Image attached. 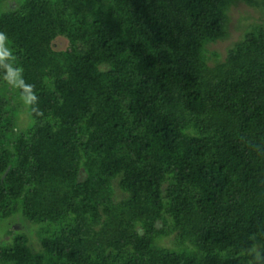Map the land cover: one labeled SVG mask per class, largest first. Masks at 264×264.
Instances as JSON below:
<instances>
[{
  "label": "trees",
  "instance_id": "16d2710c",
  "mask_svg": "<svg viewBox=\"0 0 264 264\" xmlns=\"http://www.w3.org/2000/svg\"><path fill=\"white\" fill-rule=\"evenodd\" d=\"M236 1L0 0V223L40 228L0 264H264V28L206 54Z\"/></svg>",
  "mask_w": 264,
  "mask_h": 264
},
{
  "label": "rangeland",
  "instance_id": "374dc122",
  "mask_svg": "<svg viewBox=\"0 0 264 264\" xmlns=\"http://www.w3.org/2000/svg\"><path fill=\"white\" fill-rule=\"evenodd\" d=\"M7 4H3V9L7 8ZM254 26L264 28V9L249 7L240 1L232 3L227 11L226 37L223 40L210 43L206 47V54L209 57L208 64L213 65L218 61L224 60L227 51ZM17 122L20 127H23L29 121L25 113H20ZM160 227L162 226L160 225ZM39 229V226L26 222L19 215L11 217L7 221L0 223V245L6 244L13 231L24 232L28 236L31 249L39 251ZM6 230L8 231L6 232ZM175 235L174 232H168L165 237L161 238L160 245L166 248L176 247Z\"/></svg>",
  "mask_w": 264,
  "mask_h": 264
}]
</instances>
